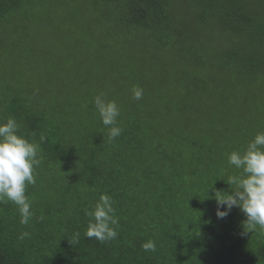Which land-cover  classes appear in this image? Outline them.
<instances>
[{"label": "trees", "instance_id": "16d2710c", "mask_svg": "<svg viewBox=\"0 0 264 264\" xmlns=\"http://www.w3.org/2000/svg\"><path fill=\"white\" fill-rule=\"evenodd\" d=\"M45 1L0 0V32L2 29L5 32L0 36L4 38L3 48L16 52L14 61L5 55L12 64L10 70L15 74L13 66H27L29 60L34 59L36 65L25 68L35 76L37 65L45 69L44 61L64 66L66 60L77 57L80 71L61 74L58 69L53 70L46 85L56 82L58 85L48 89L44 109L21 106L18 111L20 131L40 144L43 160L35 170L36 184L28 185L26 191L34 213L29 223H20L15 204L0 203V264H264V231H246L247 217L239 207H233L226 217L218 218L215 199L217 190L234 191L226 179L240 171L229 165L228 155L234 150L243 151L264 127V121L259 119V115L264 116V106L257 103L258 96L250 87L239 86L241 78L240 82L234 78L238 72L245 79L263 72V66L248 61L239 64V60L242 56L254 58L256 63L264 59V15H255L257 11L248 0H228L226 5L225 0H104L110 3L106 13L118 19L126 40L136 33L140 38L148 34L153 39L154 25L169 31L183 21L180 13L184 8L185 14L192 18L197 16L196 38L205 40L207 35L210 44L230 43L232 31L242 41L239 49L232 53L207 52V56L216 57L213 62L218 61V76L228 75L229 70H233L229 78L236 86L231 85V94L221 98L216 88L207 84L196 94L191 90V95L181 91L180 98L175 94L174 103L167 102L165 95L157 103L150 97L146 111L141 113V106L133 107L131 103L127 79H120L118 87L109 91L106 85L109 70L104 74L96 71L94 52L89 46L81 51H55L52 59L41 55L42 48L37 41L19 42L18 48L11 47L14 39L20 37L23 24L29 29L36 26L31 30L36 33L46 29V25L39 27L33 21L28 24L30 15L20 16L23 11L30 14L38 11L40 3ZM254 1L264 8V0ZM168 8L172 13H167ZM250 12L254 17L247 14ZM89 23L93 24V19H89ZM87 40L88 45L98 44L92 33ZM146 59L131 55L128 62L137 71H143ZM41 77L40 73L39 84ZM174 78L171 89L176 92L175 75ZM176 87L179 91L183 89ZM100 93L106 100H114L120 108L117 125L124 124V114L134 116L131 134L126 136L122 132L112 141L107 138L106 147L99 146V152L87 146L88 158L80 165L65 163L62 160L78 159L80 152L76 149L85 144L91 131L96 139L107 135L100 129L103 124L93 102ZM241 94L242 100H233ZM50 95L51 98L58 96L61 105L54 106L51 102L50 106ZM171 104L184 113L174 132L168 128L173 120ZM144 128L150 139L149 150L136 134ZM222 128L228 130V143L217 144L207 138V134L212 133L217 140V130ZM41 136L45 137L42 142ZM236 138L238 145L232 144ZM162 142L169 144H162L161 148ZM121 148L125 149L123 152H133L132 158L139 160H133L123 173L111 172L113 166L101 169L103 165L98 159L104 162L108 157L114 158ZM146 149L148 155L144 152ZM150 154L153 165L147 160ZM143 188L145 194L139 196ZM102 193L112 197L119 217L117 238L105 243L85 236L90 218L84 210L93 208ZM134 208L140 212L127 220L123 213ZM187 217L196 232L188 230ZM152 220L163 225L161 235L152 230L155 223ZM128 221H132L131 227ZM25 231L30 237L19 240L18 236ZM76 232L80 233L79 243L72 245L70 241ZM150 240L156 244L155 252L142 247Z\"/></svg>", "mask_w": 264, "mask_h": 264}, {"label": "rangeland", "instance_id": "374dc122", "mask_svg": "<svg viewBox=\"0 0 264 264\" xmlns=\"http://www.w3.org/2000/svg\"><path fill=\"white\" fill-rule=\"evenodd\" d=\"M225 1L224 4H228V0ZM247 3L254 9V11L256 9L257 12L255 15L260 14L261 17L264 15V8L259 7L254 0H248ZM108 4L110 3H107L104 0H83V2L79 0H46L45 2L40 3L38 11H33L31 14L29 11H23L20 14L22 17L30 15L29 18L31 20L28 21V24H32L33 21L39 27L46 25V29L42 28L36 33L31 31L37 28L36 26L29 29L23 24L20 28V37L14 39L13 43L11 41V47L13 49L15 47L18 48L19 42L31 43L37 41L42 48L39 50L41 55L47 56L48 59H52L55 51H81V49L89 46L94 52L95 66L97 65L96 71L104 74L107 69L109 70V76L107 77L108 80L106 82V85L110 87L109 91L118 87L120 79H127L129 82L127 87H129L132 95L131 103L133 107L141 106V113L146 111L147 101L150 97L155 99V101H153L154 103H157L160 102L162 95H165V100L167 102L174 103L176 100L175 94H177L178 97L181 91L190 93V95L191 92L196 94L199 90L206 88L207 84H209L211 88L215 87L219 96L224 98L226 94H231L230 87L231 85L236 86L235 81L240 82V80H238L239 78L243 80L239 83V86L243 88L250 87L253 90V93L258 96L257 103L264 106V59H260L259 62L256 63L254 58H247L246 56L240 58L239 64L248 61L256 66H263V72L261 71L260 75H256L254 78L245 79L242 74L238 73L239 75H234L235 81L233 83L229 78V76H233V72L231 73L230 70L228 75H217L216 68L218 67V61L213 62L216 58L212 56L213 51L232 53L238 50L242 41L240 40V37L237 36L236 32H230V43L210 44L207 35H204L205 40L198 39L196 38L198 32L196 28L197 16L196 18L190 17L183 12L184 8H182L180 16L183 21L179 23L180 25L176 23V25H174L169 31H164L161 28L158 29L154 25V22H152L151 24L154 25L153 39H151L148 34L140 38L139 33H136L135 35H132L131 39L126 40L122 37V32L118 25V19L112 17L110 13H106ZM105 6L106 9L104 10ZM82 11L84 13H81ZM167 13H172L170 8H168ZM247 14L254 17L253 12ZM105 15L107 17H104ZM89 19H93V24L89 23ZM97 20L100 22L99 25H97ZM212 26L218 30L216 24H213ZM9 27L12 30V23L9 24ZM91 33L93 39L98 44L88 45L89 40H87V36ZM4 34L5 32L2 29L0 36L3 37ZM8 36L9 34L7 37ZM3 40L4 38H0V122H6L9 117L15 118V120L18 121V111L21 109V106L33 107L35 110L44 109L43 106L46 102L45 95L49 93L47 92L48 89L58 85V82L54 85H46L53 70L58 69L61 74L67 73L68 71H74L73 73L80 71V69L77 68L79 59L75 57L74 60H66L64 66L54 63L53 61H44L45 69L37 65L35 76L32 75V73L29 74L27 72L25 68L26 64L25 66H13L12 69L15 71L14 74L10 70L12 64L7 62L6 59L9 56L14 61L13 57L16 56V52L11 49L8 50L3 48L5 47V45H3ZM211 51L212 54L207 56V52L210 54ZM21 55L24 56L26 54L21 53ZM131 55H137L138 57L144 56L147 58V64L143 71H137L130 66L131 64H129L128 58ZM34 62V59H30L29 63H27L28 68H32L36 65ZM39 72L42 75L40 84ZM76 75L79 76V72ZM174 75L177 84L175 85L176 92H173L174 88L171 89V83H173L175 79ZM58 81H60V79ZM178 85L183 89L179 91L176 87ZM134 87L143 88L142 99L137 100L134 98ZM243 98L244 96L241 94L237 98H233V100L237 101L242 100ZM41 101L43 102L42 104ZM51 102L54 106H60L62 100L58 96H53L51 98L50 95L48 101L50 106ZM171 105V110H174L172 112L173 120L170 121L168 128L170 131L174 132L178 129L181 119L183 120L184 113L181 112L175 104ZM250 109L254 110L253 107ZM133 117V115L124 114V124H116L119 127H124L122 132H125L126 136L131 134L129 131L132 130L131 126L134 124L131 122ZM99 118L100 121H102L100 115ZM259 119L264 121V116L259 115ZM110 127L111 126L102 125L100 129L104 130L107 135L98 139H96V136L91 131L90 138H87L85 144L76 149V151L80 152L81 157L79 156L78 159L71 160L64 159L62 161L71 165L76 163L80 165L81 163H84L88 158L87 146H93L97 152H99L101 150L99 149V146H102L103 148L106 147L107 138L109 141L113 140H110L108 135ZM145 131L146 128L140 132L136 131V134L141 138L149 150L150 139L148 138V135L145 134ZM217 131V140L212 133L211 135L207 134V138L211 142L215 141L217 144L228 143V140L226 139V137L229 138L228 130L222 128ZM23 132L26 133V130L24 129ZM261 132H264V127H262ZM195 143L196 142H193V144ZM238 143L239 141L237 138L232 140V144L238 145ZM156 144L159 145V143ZM162 144L167 146L169 143L162 142L160 144L161 148L163 147ZM83 149H85L84 152H82ZM147 149L144 152L148 155L149 152ZM123 151H125V149L121 148L116 152L114 158L108 157L104 162L103 160L98 159L103 165L101 169L113 166L115 168L111 172L115 171L117 174L118 172L123 173L125 169H129L133 160H139V158L136 157L132 158L133 152ZM216 153L221 156V153ZM147 160L152 163V165L154 164L152 154L147 157ZM74 169L75 168H72L73 171ZM60 185L61 183L58 184V186ZM144 192L143 188L139 192V196L144 195ZM138 212H140V210L134 208L126 211L123 215L128 220ZM152 221L155 222L152 225V230L157 235H161L164 232L163 225L154 220ZM186 221L188 224V230L191 233L196 232L194 225L191 223V219L187 217ZM131 222L132 221L126 222L129 224V227H131ZM145 228H148V226L146 225Z\"/></svg>", "mask_w": 264, "mask_h": 264}, {"label": "clouds", "instance_id": "9594fccd", "mask_svg": "<svg viewBox=\"0 0 264 264\" xmlns=\"http://www.w3.org/2000/svg\"><path fill=\"white\" fill-rule=\"evenodd\" d=\"M230 71L233 72L232 69ZM133 96L137 100L142 99L143 88L134 87ZM93 102L103 125L111 126L109 139H115L123 131L116 125L120 108L114 100H106L103 93L96 95ZM44 139L45 137H40L41 142ZM40 153V144L20 131V124L15 118L9 117L6 122H0V203L15 204L21 216L20 223L25 225L34 215L32 202L26 191L28 185L36 184L35 170L43 160ZM228 163L240 171L226 179L234 189L233 192H215L217 217L222 219L233 207H239L247 217L244 222L246 231H264V132L257 133L243 151H232L228 155ZM113 205L112 197L102 193L93 208L84 210L85 215L90 218L85 231L86 237L95 238L101 243L117 238L119 217ZM28 237L30 233L25 231L18 239ZM79 237L80 233L76 232L70 243L78 244ZM142 247L145 251H156V244L151 240Z\"/></svg>", "mask_w": 264, "mask_h": 264}]
</instances>
